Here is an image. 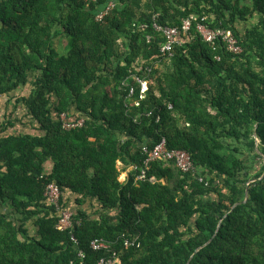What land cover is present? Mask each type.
Masks as SVG:
<instances>
[{"label":"trees","instance_id":"1","mask_svg":"<svg viewBox=\"0 0 264 264\" xmlns=\"http://www.w3.org/2000/svg\"><path fill=\"white\" fill-rule=\"evenodd\" d=\"M185 18L162 52L155 25ZM135 77L150 81L138 105ZM1 99L0 264H96L91 240L122 234L140 245L116 242L120 264H264V0H0ZM162 137L194 171L157 160L137 179Z\"/></svg>","mask_w":264,"mask_h":264},{"label":"built area","instance_id":"2","mask_svg":"<svg viewBox=\"0 0 264 264\" xmlns=\"http://www.w3.org/2000/svg\"><path fill=\"white\" fill-rule=\"evenodd\" d=\"M94 1V0H91ZM113 3L109 2L105 9L97 14V18H102L112 7ZM192 18H185L182 20L180 26H163L159 27L155 25L157 30H160L166 41L161 45L160 50L162 52H170L174 43L179 42V33L187 32L191 27ZM196 29L200 32L204 40L214 42L216 38L220 37L227 45L228 50L232 52H239L241 49L236 44V39L232 35L230 31L222 30V29H211L199 22L196 24ZM150 81L146 78L135 77V82L128 87V97L133 98L136 105L140 100H143L146 97V93L149 90ZM171 106L169 105V108ZM63 117V116H62ZM82 119L77 120L75 122H63V128L69 129L75 126H80L82 124ZM143 152L146 154L143 164L144 167L141 169L140 174L136 177L137 179H144L145 172L148 169L151 162L157 160H165L172 161L174 165L182 172L188 173L194 171V164L191 158V155L182 149H169L166 145V140L162 137L152 148H148L143 146ZM199 181H203L202 177L198 178ZM45 196L49 199L50 203H52L57 209H59V200L61 196V191L59 187L55 183H49L44 192ZM72 221V212L70 210H62L61 216L57 223L58 229H67L71 226ZM78 224L79 222L76 221ZM71 240L75 244H78V240L74 235H71ZM116 242L120 243V246L123 249H129L131 247H139L140 240L138 236H125L122 234L118 239L114 242H110L101 238H95L91 240L90 247L93 250H103L107 253V255L101 256L96 264H120V253L115 249L114 244ZM81 251L79 254L81 255ZM69 264H73L70 262Z\"/></svg>","mask_w":264,"mask_h":264},{"label":"rangeland","instance_id":"3","mask_svg":"<svg viewBox=\"0 0 264 264\" xmlns=\"http://www.w3.org/2000/svg\"><path fill=\"white\" fill-rule=\"evenodd\" d=\"M68 41H69V39H68ZM68 41H66L65 37H61V38L57 39L56 43H57V45H60L59 47H61L60 49H62L61 50L62 52H66L67 49L69 48V42ZM3 102H4V100L1 99L0 100V115L4 111V104H3ZM9 105H11V103H9ZM9 108H11V107H9ZM119 177L120 178L123 177L122 172H120Z\"/></svg>","mask_w":264,"mask_h":264},{"label":"crops","instance_id":"4","mask_svg":"<svg viewBox=\"0 0 264 264\" xmlns=\"http://www.w3.org/2000/svg\"><path fill=\"white\" fill-rule=\"evenodd\" d=\"M117 167L121 170L120 172H122V174H123V177L122 178L119 177V179L122 181L125 180L128 172L131 170L132 167L131 166H124L122 164V162H120V161L117 162Z\"/></svg>","mask_w":264,"mask_h":264},{"label":"water","instance_id":"5","mask_svg":"<svg viewBox=\"0 0 264 264\" xmlns=\"http://www.w3.org/2000/svg\"><path fill=\"white\" fill-rule=\"evenodd\" d=\"M254 136H255V130H254ZM263 174H264V172H263ZM263 174H262V175H263Z\"/></svg>","mask_w":264,"mask_h":264}]
</instances>
